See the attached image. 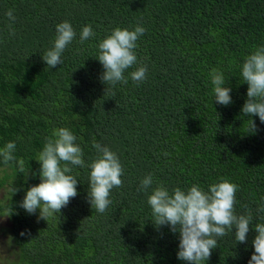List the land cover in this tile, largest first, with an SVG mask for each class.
<instances>
[{"label": "trees", "instance_id": "trees-1", "mask_svg": "<svg viewBox=\"0 0 264 264\" xmlns=\"http://www.w3.org/2000/svg\"><path fill=\"white\" fill-rule=\"evenodd\" d=\"M65 20L77 35L62 65L50 69L41 55ZM137 24L146 29L138 63L124 73L128 83L108 88L99 79L98 44ZM87 25L95 36L80 43ZM262 46L264 0H0V148L16 144L14 162L0 157V216L8 219L0 233L15 250L7 264H188L177 259L178 233L154 226L148 195L157 185L208 191L221 179L237 186L234 214L253 219L247 243L228 231L202 264H248L254 226L264 223V123L241 112L248 88L241 69ZM140 66L147 75L137 84L130 73ZM213 69L231 88L228 106L214 101ZM60 127L77 137L86 163L97 156L94 139L121 162L122 186L110 191L102 214L87 200L90 169L79 166L72 172L78 195L60 215L46 222L19 206L40 183L37 155ZM148 174L145 194L138 189Z\"/></svg>", "mask_w": 264, "mask_h": 264}, {"label": "clouds", "instance_id": "clouds-1", "mask_svg": "<svg viewBox=\"0 0 264 264\" xmlns=\"http://www.w3.org/2000/svg\"><path fill=\"white\" fill-rule=\"evenodd\" d=\"M6 16L15 22L16 17L12 9L7 11ZM9 27L11 28V25ZM55 31L53 46L41 55L50 69L62 65V53L77 35L71 23L66 20L57 24ZM145 31L139 24L131 31L117 27L98 44L96 59L104 69L99 79L106 87L114 89L117 83H128L124 73L138 63L135 49L137 41ZM10 35H15V32H10ZM94 36L91 25L84 26L80 32V43ZM241 74L243 82L248 85L247 99L241 112L247 117L258 116L260 122L264 123V46L257 48L245 59ZM146 75V66H140L130 73L131 79L137 84L142 83ZM211 77L214 101L228 106L232 103L231 88L226 86L223 74L213 69ZM251 125L255 133L257 128L252 119ZM76 140L77 137L65 127L54 129L52 136L46 138L44 147L36 158L40 164V183L30 186L19 202V206L28 214L34 215L39 210L38 219L46 222L49 217L60 215L61 209L78 195L79 180L72 175L73 168L77 166L90 169L87 200L91 207L102 214L112 203L109 199L110 191L114 187L122 186L123 168L117 154L94 139L92 147L97 156L86 163L83 150L75 143ZM15 150L16 144L13 141L0 148V157L5 165L15 161ZM152 184L153 177L148 174L141 180L138 190L147 194ZM11 191L14 194L18 189L13 187ZM236 191L237 186L226 179L210 185L208 191L196 184L186 191L176 187L170 193L163 185H157L152 190L147 203L152 210L153 224L157 229L168 226L172 233H178V260L188 264H202L208 261L212 251L217 248L216 238L225 236L233 229L237 243H247V234L253 218L250 214H234ZM254 229V252L248 264H264V223L255 224ZM21 235L25 233L22 232Z\"/></svg>", "mask_w": 264, "mask_h": 264}, {"label": "rangeland", "instance_id": "rangeland-1", "mask_svg": "<svg viewBox=\"0 0 264 264\" xmlns=\"http://www.w3.org/2000/svg\"><path fill=\"white\" fill-rule=\"evenodd\" d=\"M5 168L0 167V178L4 176ZM4 189L0 188V199L4 197ZM8 219L5 216H0V230L3 229L5 225H7ZM2 228V229H1ZM9 243V237L5 232L0 233V264H7L10 262V259L12 260L13 257H11V254H14V251L12 248H8L7 245ZM11 257V258H10Z\"/></svg>", "mask_w": 264, "mask_h": 264}]
</instances>
